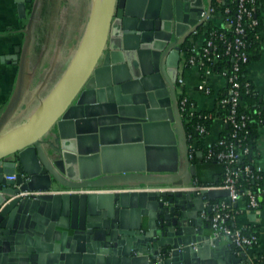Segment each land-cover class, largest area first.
Instances as JSON below:
<instances>
[{"label":"water","instance_id":"water-1","mask_svg":"<svg viewBox=\"0 0 264 264\" xmlns=\"http://www.w3.org/2000/svg\"><path fill=\"white\" fill-rule=\"evenodd\" d=\"M211 6L91 0L68 65L36 84L33 9L0 115V264H248L201 227L205 197L227 189L66 191L193 181L175 85L183 43L204 23L194 12Z\"/></svg>","mask_w":264,"mask_h":264},{"label":"built area","instance_id":"built-area-1","mask_svg":"<svg viewBox=\"0 0 264 264\" xmlns=\"http://www.w3.org/2000/svg\"><path fill=\"white\" fill-rule=\"evenodd\" d=\"M233 4L234 8L230 5ZM222 6L224 8H222ZM260 12L264 15V0H212V6L209 10L203 12L204 23L201 28L196 30L185 42L181 50V59L178 69L179 85L178 103L182 118L187 122L200 113L193 102L183 91V85L186 82V74L194 69L200 76L198 88L204 94L214 95L216 98L215 107L229 106V113L226 117H219L224 124L231 127L230 138L219 137L214 142L205 140L204 154L199 149L198 139L188 138L189 152L188 156L192 163L207 159H216L224 166L223 180L219 185H203L195 177L189 184L184 185H154V186H135V187H98L83 189H67L68 192H113L118 190H153V191H178L185 190L197 192L202 190H229V198L211 200L205 197V206L211 207V211H202V217H210V224L213 234L218 238H226L229 245L238 252H246L257 247L260 243V237L257 233L248 230L233 228L228 222L234 212L239 209L236 204L244 201L248 209L259 211L264 203V168L250 162H242L251 152L250 146L246 143L247 116L240 115L238 105L243 89L249 92L252 82L248 79L242 82L241 75L244 66L249 62L247 41V28L255 29L262 25L263 20L257 17ZM220 16L223 19L222 24L216 23L214 18ZM256 43H264V27L254 34ZM231 61L229 67L216 70V67L223 58ZM213 76H222L227 81L226 93L221 97L220 92H216L210 82ZM202 115L199 114V117ZM217 118V117H215ZM211 127V126H210ZM196 131L202 137L207 138L210 128L204 121L196 124ZM199 153L202 155L199 156ZM205 155V156H204ZM245 176L247 181L257 180V189L242 188L240 179ZM15 175L7 176L8 179H15ZM40 192H26L27 194H39ZM248 264H260L264 261V256L248 254ZM259 262V263H258Z\"/></svg>","mask_w":264,"mask_h":264},{"label":"crops","instance_id":"crops-1","mask_svg":"<svg viewBox=\"0 0 264 264\" xmlns=\"http://www.w3.org/2000/svg\"><path fill=\"white\" fill-rule=\"evenodd\" d=\"M39 1L40 0H37L36 3L39 4ZM31 2L33 1L28 0L25 2V4ZM57 3L59 4V7L56 8V21H58V27L60 28H58V32H56L58 33V38L55 40L53 50L56 52L63 51L62 54L64 58L62 62L57 65V67L63 69L66 67V65H68L72 52L79 43L82 29L85 24V21H81L85 14H87L90 10L91 0H58ZM67 3L69 4L68 7H66ZM28 5L26 4L25 14H21L19 3L16 0H0V115L10 102L17 87L19 66L14 62V60H12L10 56L12 54H20L25 41L26 34L24 33V30L27 28L31 10L34 9V5H32L31 10ZM80 13L81 16H78ZM214 21L216 23L222 24L223 19L220 16H216ZM64 33L68 35L66 40L63 37ZM37 40V26L34 25V43L30 55V68L33 71V84L42 82L46 77L45 69L41 70V68H38V61L34 60V53L39 42H37ZM260 54L261 57L259 59L253 60L248 65V67H246L245 74L246 78L254 84L255 89L258 92L264 94V43L260 45ZM60 71L61 70L57 71L58 76L60 75ZM186 76V82L183 85L184 93L191 100H193V102H195L199 110H213L216 105V98L214 95H207L199 90L198 85L200 76L198 72L192 69L187 72ZM50 82H53V79H50ZM210 82L216 92L226 90L227 88V81L222 76H213ZM178 92L179 85L177 83L175 85V97L177 101ZM224 128L225 124L222 119L219 117L215 118L211 124L210 132L206 140L208 142H214L218 140ZM186 159L188 158L183 156L182 160ZM254 161L256 164H259L264 168V124L259 126L258 134L255 139ZM236 206H238L239 209H237L231 217L230 225L233 228L257 233L260 237L259 245L248 250L247 252L250 256L254 254L264 256V203L262 204L259 211L248 209L244 201H239ZM200 213L201 219L203 221L201 227L205 229L206 233H210L213 237H215L210 221H207V217H202V211H200ZM221 242L223 245H229V241L224 237L221 238Z\"/></svg>","mask_w":264,"mask_h":264},{"label":"trees","instance_id":"trees-1","mask_svg":"<svg viewBox=\"0 0 264 264\" xmlns=\"http://www.w3.org/2000/svg\"><path fill=\"white\" fill-rule=\"evenodd\" d=\"M230 5L234 8L233 4ZM222 8L224 7L222 6ZM257 17L260 20H263V16L261 15L260 12L257 13ZM261 28L263 29V24L260 25L258 28H256V30L252 28H247L246 39L250 43V46L248 47L247 50L249 55V62L244 66V69L242 71V75H241L242 82H245V80L247 79L245 74L246 67H248V65L253 60H257L261 57L259 44L256 43L254 40L255 32ZM183 46H185V44ZM220 61L221 62L219 63V65L216 67V70L218 71L219 70L221 71V68H223L224 66L229 67L231 64V61L226 57L221 59ZM252 87L253 88L249 92L243 89L238 105L239 114L246 115L248 118L247 133H246L247 137L245 141L251 148L250 154L242 162H246V163L250 162L251 164L254 163L255 139L258 134V128L260 125L264 124V94L258 92L255 89L253 83H252ZM226 92H227L226 90L220 91V96L222 97ZM228 113H229V106H225V107L219 106V107H215L213 110L210 111H201L200 113H196L191 118L190 122H187L186 119L183 117L187 136L188 138L191 136L189 141H191L192 138L194 137L197 138L199 149H201V151H203V153L205 154L206 151L204 145L206 138L205 136L202 137L200 134L197 133L196 124L198 122L204 121L209 129L215 117H226ZM199 114L202 116L199 117ZM230 132H231V127L228 124H225V128L221 133L220 137L224 139H229ZM223 171H224V166L221 163H219L216 159L213 158L207 160L204 159L201 162L197 163L196 178L203 185H219L222 183L223 180ZM240 182L242 184L243 189L246 188L257 189V184L259 183V181L257 180L247 181L245 179V176L241 177ZM228 222L230 223V219ZM260 264H264V261L263 262L260 261Z\"/></svg>","mask_w":264,"mask_h":264},{"label":"flooded vegetation","instance_id":"flooded-vegetation-1","mask_svg":"<svg viewBox=\"0 0 264 264\" xmlns=\"http://www.w3.org/2000/svg\"><path fill=\"white\" fill-rule=\"evenodd\" d=\"M32 1L33 2L26 4L27 5L29 4L28 6L30 10L32 5H34L35 8L34 24L37 26V39H38L37 42L38 41L39 42H38V46L36 47V51L34 53V60L38 61V68H41V70L45 69L46 73L52 69L54 63L56 65L55 71H59L61 69L57 67V65H59V63L62 62L64 58L62 54L63 51L56 52L55 50H53V46L55 45V40L56 38H58V37H54L53 35H55V33L58 32V28H60L58 27V23H56L57 28L56 29L53 28L56 20V10H57L56 8L59 7V4L57 3L58 0H40L39 4L36 3L37 0H32ZM68 5L69 4L67 3L66 7H68ZM79 10H80V6H79ZM33 12L34 10H31L30 18ZM201 12L202 11L200 10L194 12V18L198 20V23L204 20V17L202 15L204 11L202 13ZM200 28L201 27H198L196 30ZM56 35L58 34L56 33ZM184 44L185 43H183V45Z\"/></svg>","mask_w":264,"mask_h":264},{"label":"rangeland","instance_id":"rangeland-1","mask_svg":"<svg viewBox=\"0 0 264 264\" xmlns=\"http://www.w3.org/2000/svg\"><path fill=\"white\" fill-rule=\"evenodd\" d=\"M86 15L87 14H85V16H84V18L82 19V21L81 22H83L84 21V19L86 18ZM78 16H81V13L78 15ZM56 23H58L56 20H55V24H54V29H56L57 28V25H56ZM60 25V24H59ZM67 33V32H66ZM58 34V33H57ZM54 37H58V35H56V33H55V35H53ZM63 37L65 38V40H66V37L68 38V35H66L65 33H64V35H63Z\"/></svg>","mask_w":264,"mask_h":264}]
</instances>
